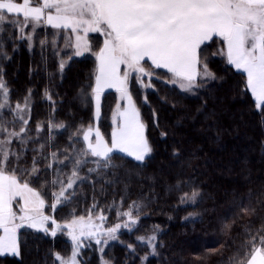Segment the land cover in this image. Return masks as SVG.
Wrapping results in <instances>:
<instances>
[{"label": "snow or ice", "instance_id": "snow-or-ice-1", "mask_svg": "<svg viewBox=\"0 0 264 264\" xmlns=\"http://www.w3.org/2000/svg\"><path fill=\"white\" fill-rule=\"evenodd\" d=\"M42 27L59 30L60 42L72 49L59 63L61 73L73 56L93 52L90 33L103 37L102 47L93 52L98 61L94 86L89 83L80 93L82 102L90 105L94 99L95 113L87 126L82 121L65 123L50 113L46 123L37 122L34 129L40 133L46 128L45 137L27 135L31 90L13 106L0 69V257H21L18 233L27 227L52 238L58 233L69 238L68 255L55 253L53 264H81V250L91 248L92 242L99 246L100 264H110L104 258V248L108 241L118 239L121 227L130 232L137 227L143 198L131 201L126 210H122L124 197L113 201L109 208H116L118 222L108 227L104 209L97 207L95 197L85 215L70 212L64 223L45 214V207L53 212L58 205L71 207L85 185L93 190L98 183L114 186L122 167L116 160L131 158L140 167L151 157L147 125L130 88L135 80L140 88L155 89L153 78L160 79L157 69L171 74L163 83L196 95L199 89L223 79L209 67L211 58L222 56L228 65L246 74L244 90L254 98L255 107L264 110V0H0V33L15 30L20 39L32 41V34ZM38 43L42 49L55 44V34L52 41ZM0 57L8 58L2 42ZM105 89H114L119 99L126 101V107L116 106L111 117L113 130L107 138L96 124ZM45 98L54 111L56 101L47 89ZM261 115L264 118V111ZM154 124L159 127L155 118ZM58 135L67 136L63 148L56 142ZM160 135L166 137L167 132ZM13 140L21 146L19 152L13 148ZM29 140L38 147H23ZM46 145L48 151H44ZM27 152L31 163L24 159ZM173 155L179 157L175 150ZM49 176L52 178L46 179ZM186 183L191 191L183 192L179 203L195 204L198 198L203 202L198 186L191 179ZM179 184L177 181V191L181 190ZM46 186L48 190L43 191ZM124 191L127 193V185ZM234 196L223 227H228V220H255L240 225L242 239L236 251L218 264H264V187ZM136 239L150 249L149 255L159 254L155 233ZM219 246V241L213 247L205 244L195 255L207 260ZM126 247L135 253L132 244Z\"/></svg>", "mask_w": 264, "mask_h": 264}, {"label": "trees", "instance_id": "trees-1", "mask_svg": "<svg viewBox=\"0 0 264 264\" xmlns=\"http://www.w3.org/2000/svg\"><path fill=\"white\" fill-rule=\"evenodd\" d=\"M44 34V28L34 34L31 48L30 42L20 39L15 30L0 33V42L8 57H0V69L9 88L10 103L14 106L21 102L31 90L27 135L40 138L45 137L47 129L35 133V125L46 123L50 113L65 123L82 121L85 126L95 113L94 99L90 105L80 99L81 89L89 83L94 85V60L91 57L71 59L61 73L56 53L50 46L42 49L38 43L45 39ZM209 67L223 79L199 89L196 95L163 83L171 74L162 69H157L160 79L153 78L155 89L146 91V100L143 90L134 82L131 92L147 125L146 135L153 148L151 157L140 167L131 158L116 160L122 167L117 170L118 182L114 186L98 183L93 190L85 185L73 198L71 207L59 205L54 211L57 222L64 223L70 212L85 215L95 197L97 207L103 208L107 216V226H112L118 222L116 208H109L113 201L124 197L122 210H126L131 201L143 198L137 227L132 232L122 230L118 239L104 248V258L110 264H218L236 251L242 239L240 225L255 220V217L236 222L228 220V227H223L234 193L243 196L249 190L255 192L264 187V118L261 115L264 110H258L250 92L244 90V73L228 65L222 56L211 58ZM46 89L56 101L54 111L45 98ZM118 104L116 92L103 95L98 127L105 138L113 130L111 117ZM154 118L159 127L155 126ZM162 131L167 132L166 137H161ZM56 142L63 148L68 143L67 136L58 135ZM23 147L31 149L38 144L29 140ZM13 148L17 152L21 150L16 140ZM174 150L178 158L173 155ZM44 151H48V145ZM30 155L27 152L24 157L29 163ZM190 179L198 186L203 202L198 198L195 204H181L179 197L191 191L186 183ZM177 181L180 191L176 190ZM47 190L46 186L43 191ZM47 199L50 204L51 198ZM47 213H52L49 207ZM153 233L157 236L159 254L156 256L149 255L150 249L136 239ZM217 241L220 246L216 254L207 260L196 257L205 244L213 247ZM70 244L69 238L60 233L52 238L34 229H24L20 232L21 257H0V264H53L55 253L68 255ZM128 244L134 246L135 253L126 247ZM98 249L95 243L91 248L85 247L81 263L100 264ZM146 255L148 258L143 261Z\"/></svg>", "mask_w": 264, "mask_h": 264}, {"label": "rangeland", "instance_id": "rangeland-1", "mask_svg": "<svg viewBox=\"0 0 264 264\" xmlns=\"http://www.w3.org/2000/svg\"><path fill=\"white\" fill-rule=\"evenodd\" d=\"M42 28H44V30H45V41H52L53 40V35L55 34V40H56V43L55 44H48V45H46V46H50L51 48H52V51H54L55 53H56V56L58 57V59L61 61L62 59H65V53L66 52H69V51H72V49H67V48H65L64 47V43H62V42H60V37H61V32L59 31V30H55V29H51V28H48V27H42ZM40 28H37L36 29V34H37V32H38V30H39ZM25 32L27 33V29L25 30ZM34 33V34H35ZM34 34H32V36H33V38H32V41H28V42H30L29 44L31 45L30 47L32 48L33 47V45H34ZM89 40H90V42H91V44H92V48H93V52L94 51H96L97 50V48H98V46L99 47H102V40H103V37L102 36H100L99 34H97V33H90L89 34ZM93 52H85L82 56H73L71 59H82V58H85V57H91L93 60H94V63H95V69H94V71L96 72V69H97V66H98V61L96 60V57H95V55L93 54ZM70 59V60H71ZM70 60H68L67 61V63L66 64H68L69 63V61ZM122 71H123V68H122ZM156 72H157V70H156ZM246 75V74H245ZM155 78V77H154ZM135 82V80H133L132 82H131V87H132V84ZM137 84V83H136ZM94 86V85H93ZM142 90H143V92H144V96L146 95V91L147 90H150L151 88H148V89H144V88H141ZM114 92H116L115 90H113ZM130 91H132L131 90V88H130ZM106 92H103V94H102V96H101V107H102V99H103V95L105 94ZM117 93V92H116ZM131 94H132V92H131ZM117 95H118V97H119V93H117ZM132 97H133V95H132ZM133 101H134V99H133ZM95 103V102H94ZM134 103H135V101H134ZM119 105L123 108V107H126V101H121L120 99H119ZM135 105H136V103H135ZM136 107H137V105H136ZM138 108V107H137ZM140 111V110H139ZM140 115H141V113H140ZM100 118H101V114H100ZM100 118H99V120H100ZM142 118V117H141ZM12 119V117L10 118V119H8L9 121ZM99 120L96 122V124H97V127H98V123H99ZM143 120V119H142ZM29 124V123H28ZM28 126V125H27ZM17 127H18V124H17ZM14 141V140H13ZM13 143V142H12ZM65 178V177H64ZM59 206V205H58ZM57 206V207H58ZM56 207V208H57ZM56 210V209H55ZM44 211H45V214H49V215H54V212L52 211V213H47V207H45V209H44ZM54 217V216H53ZM139 220H140V218H139ZM105 226L106 227H108L107 226V221L105 222ZM24 229H29V228H27V227H24V228H21V229H19V233H18V235H19V241H20V232H21V230H24ZM35 230V229H34ZM122 230H127V229H124L123 227H121V229L119 230V232H121ZM119 232L117 233V235L119 234ZM113 240H110V241H108V244H110L111 242H112ZM71 242V241H70ZM92 243H94V242H92ZM107 244V245H108ZM84 250V248L81 250V254H82V251ZM81 257V256H80ZM80 257H78V259H80ZM81 260V259H80ZM57 264H59V262H57ZM82 264V263H81Z\"/></svg>", "mask_w": 264, "mask_h": 264}, {"label": "crops", "instance_id": "crops-1", "mask_svg": "<svg viewBox=\"0 0 264 264\" xmlns=\"http://www.w3.org/2000/svg\"><path fill=\"white\" fill-rule=\"evenodd\" d=\"M164 70V69H162ZM166 71V70H165ZM114 89H105L104 92H110V91H113Z\"/></svg>", "mask_w": 264, "mask_h": 264}]
</instances>
